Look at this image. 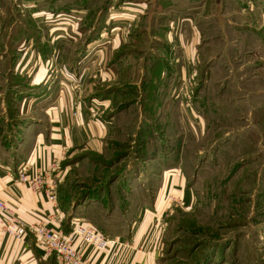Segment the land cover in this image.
Masks as SVG:
<instances>
[{"label":"rangeland","instance_id":"374dc122","mask_svg":"<svg viewBox=\"0 0 264 264\" xmlns=\"http://www.w3.org/2000/svg\"><path fill=\"white\" fill-rule=\"evenodd\" d=\"M210 1L212 16L196 24L202 33L212 30L202 34L211 46L205 51L202 40L193 69L175 63V77L163 79L168 93L159 98L141 84L116 88L96 85L94 74L81 79L92 64L90 43L108 40L106 23L92 30L95 17L137 22L128 6L0 0V150L8 160H23L30 138L56 120L45 109L64 89L75 95L69 117L85 119L90 136L51 153L47 168L52 163V172L63 174L64 227L54 229L91 224L134 249L156 252L155 264H264V95L253 91L258 81L264 85V64L254 69L252 54L240 53L237 1L227 0V14ZM195 6L199 14L202 3ZM181 32L190 38L188 23ZM34 90L47 105L28 107Z\"/></svg>","mask_w":264,"mask_h":264},{"label":"crops","instance_id":"0c3cea01","mask_svg":"<svg viewBox=\"0 0 264 264\" xmlns=\"http://www.w3.org/2000/svg\"><path fill=\"white\" fill-rule=\"evenodd\" d=\"M215 1L217 8L220 7L221 11L223 9L227 14L229 11L228 1ZM236 1L238 4L236 13L241 24L238 27L241 37L237 43L241 49L240 53L243 58L251 53L253 68L257 67L256 69L260 70V66L264 64V0ZM117 2L123 4L122 7L128 6L134 10L135 14L138 15L137 22L135 19L129 22H116L115 20V22H108V17L106 20L104 17L101 19L100 12L97 14L92 30L96 31L100 29L101 23L102 25L106 23L107 26L104 28H108V40L98 44L100 39H94L92 44L90 43L88 46L90 50H88L86 58L92 64L83 70L81 77L83 84L86 77L90 78L94 74L92 78L95 79L96 85L102 86V84L107 83L108 86L106 87H133L138 89L136 86L139 87L141 84L143 91L149 88L151 92L159 94L160 98V95L168 93V90H161L163 79L173 75L175 77V73H173L175 63L182 61L186 68L197 67L200 58L198 47L203 44L202 34H208L212 30H205L202 33L196 22L201 17L212 16L214 8L210 6L211 1L107 0V5L113 6ZM197 3H202L199 14L196 12L195 5ZM110 10L111 7L109 12ZM170 13H176L180 16L178 19H173L168 15ZM85 19L87 20L86 17ZM183 23H188L190 38L185 39L184 32H181ZM129 24H132L130 28L127 27ZM88 25L91 24L86 23L85 26L88 27ZM246 30L252 31V37ZM203 41L206 51L211 45L207 40ZM100 47L102 48L100 49ZM94 50L97 52L93 54ZM256 62L258 64L255 67ZM244 64L243 69L245 68ZM66 65L69 67V59H66ZM183 70L178 72V76H181V73L183 76ZM94 71L96 72L94 73ZM257 72L259 73V71H253V75L255 76ZM30 78H32L31 75ZM31 85L36 86L37 83L32 82ZM95 87L94 85L93 89ZM253 87L254 94L264 95V85L262 86L261 82L258 81V84H254ZM170 91H172L171 87ZM53 93V91H48L45 96L53 95ZM31 95L25 102L28 107L36 102L43 105L48 104V101L43 100L41 102L39 97H35V90ZM74 101V93L70 89H64L59 94L57 103L48 105L45 110L50 113L53 112L56 120H52L50 128L39 130L30 138L32 147L23 160L19 162L17 159L8 160L3 151L0 150V199L5 202L15 219L26 226L43 221L49 223L53 228L61 227L63 229L64 227L62 212L60 211L61 214L56 215L52 202L45 197L36 195L27 185L19 183L17 177L23 164L28 165L29 176L38 172H47L51 153L59 151L66 144L80 143L85 140L86 136L87 139L90 137L86 129L85 119L73 120L69 117ZM93 134L97 138L101 137L99 130H95ZM62 179L63 174L61 172L50 173V180L55 182L58 192V182L61 184ZM5 221L6 216H0V264H57L55 258L45 256L40 247L35 244L34 239L28 234H22L19 238L5 234L2 226V222ZM71 231L68 229L66 233L69 234ZM75 246L84 252L91 264H155L158 255L156 252L153 253L154 255L148 252L145 247H141L139 250L134 249L131 243L122 238L117 239L116 247L108 254L99 253L92 246H88L77 239Z\"/></svg>","mask_w":264,"mask_h":264},{"label":"built area","instance_id":"2783aa9c","mask_svg":"<svg viewBox=\"0 0 264 264\" xmlns=\"http://www.w3.org/2000/svg\"><path fill=\"white\" fill-rule=\"evenodd\" d=\"M56 168L51 163L47 172H38L29 176L28 165L23 164L19 170L17 181L27 185L36 195L47 198L54 205L55 213L59 214L57 185L50 180V173ZM0 216H6V221L2 222L5 234L16 238L22 234L32 235L36 245L40 247L45 256L55 255L58 264H91L84 252L75 246L76 239L104 254H108L117 245L116 238L103 235L91 224H78L73 221L72 231L69 234L64 233L61 229H54L45 222L32 223L26 226L15 219L11 210L1 199Z\"/></svg>","mask_w":264,"mask_h":264},{"label":"trees","instance_id":"16d2710c","mask_svg":"<svg viewBox=\"0 0 264 264\" xmlns=\"http://www.w3.org/2000/svg\"><path fill=\"white\" fill-rule=\"evenodd\" d=\"M120 4H121L120 2H117L116 6H119ZM107 6H109V5H107ZM107 6H105L106 10H107V8H110V7H107ZM105 14H107V13H105ZM103 16L105 17V15H103ZM149 91H151V90L148 88V93H149ZM155 95H156V93H155ZM145 101H148L149 104H151V102H152V100H147L146 97H145Z\"/></svg>","mask_w":264,"mask_h":264}]
</instances>
